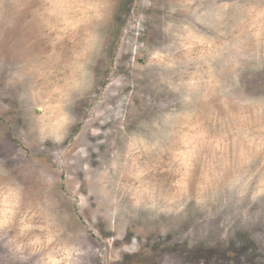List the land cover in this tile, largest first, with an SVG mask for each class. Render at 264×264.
<instances>
[{
  "label": "rangeland",
  "instance_id": "rangeland-1",
  "mask_svg": "<svg viewBox=\"0 0 264 264\" xmlns=\"http://www.w3.org/2000/svg\"><path fill=\"white\" fill-rule=\"evenodd\" d=\"M0 264H264V0H0Z\"/></svg>",
  "mask_w": 264,
  "mask_h": 264
},
{
  "label": "bare ground",
  "instance_id": "bare-ground-1",
  "mask_svg": "<svg viewBox=\"0 0 264 264\" xmlns=\"http://www.w3.org/2000/svg\"><path fill=\"white\" fill-rule=\"evenodd\" d=\"M131 97V96H130ZM38 145V144H37Z\"/></svg>",
  "mask_w": 264,
  "mask_h": 264
}]
</instances>
